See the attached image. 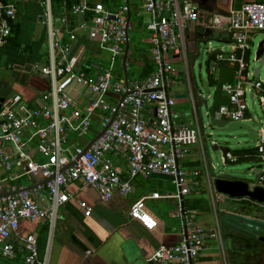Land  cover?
<instances>
[{
  "label": "built area",
  "instance_id": "obj_1",
  "mask_svg": "<svg viewBox=\"0 0 264 264\" xmlns=\"http://www.w3.org/2000/svg\"><path fill=\"white\" fill-rule=\"evenodd\" d=\"M13 1L0 0V48L12 38ZM42 4L48 53L44 63L32 65L31 72L44 78L48 89L39 93L38 107L29 106L19 95L5 97L0 103V189L13 193L0 198V257L13 260L21 253L24 264H47V259L39 258L34 236L18 234L19 224L41 220L53 223L58 208L71 199L66 191L68 185L79 183L93 189L101 201L107 202L114 194L131 195L132 180L136 177H169L175 185V194L154 193L129 208V218L151 231L157 221L146 212V201L163 198L182 202L184 197L197 193L201 172L187 171L179 161L190 148L200 146L201 151L203 148V127L196 103L193 101L195 125H178L173 112L177 101L169 91L175 84L174 78L179 76L173 64L187 65L186 28L199 19L192 0L141 1L140 14L147 18L145 29L150 34L154 72L142 81L127 82L115 74L131 29L127 5L111 12L99 0H78L71 7L72 16L86 13L91 16L88 22L71 29L64 13L53 16L51 0H43ZM217 23L224 27L231 49L213 56L210 77L216 85L221 66L231 68L233 76L230 83L221 86V95L229 98L231 106L216 107L214 116L233 123L254 122V116L248 114L246 98L257 99L262 114L259 126L254 128L256 145L252 157L258 161L259 173L249 184V190H264V84L259 79L254 81L253 69L249 71L252 38L264 33V2L244 3L239 9H231L226 17L218 18ZM80 31L95 42L98 51L107 55L106 65H98L95 76L82 68L87 59L84 46L75 49ZM80 90L84 92L85 103L76 100L77 95L83 94ZM148 107L153 109L151 124L144 117ZM104 129L103 135L91 143ZM117 159L126 163L128 177L123 178L115 168ZM236 159L228 155V160ZM23 178L32 180L31 185L20 183ZM45 180L50 181L43 184ZM208 181L211 188L210 178ZM29 186L35 187L27 190ZM218 195L264 212V202ZM89 214L87 210L85 216ZM12 235L18 237L19 248L8 243ZM217 237V232L199 230L187 219L181 242L161 246L148 262L193 264L207 248L208 240Z\"/></svg>",
  "mask_w": 264,
  "mask_h": 264
},
{
  "label": "crops",
  "instance_id": "obj_2",
  "mask_svg": "<svg viewBox=\"0 0 264 264\" xmlns=\"http://www.w3.org/2000/svg\"><path fill=\"white\" fill-rule=\"evenodd\" d=\"M99 1L111 12H115L122 4H128L131 31H135L136 35L133 41L129 38L126 66H122L121 59L116 65L115 74L124 80H129L130 74H133V77L140 76L145 61H151V45L148 42L149 37L145 35L149 32L145 29L144 16L140 14L142 0ZM251 1L264 2V0H192L199 12V19L187 26L184 40L187 61L184 71L192 105L195 95L189 57L194 54L195 43L198 40H219L224 42L223 45H229L230 51V40L226 36L224 27L217 23V19L226 17L231 9H239L244 3ZM42 2L43 0L11 2L15 9L14 17L10 22L12 39L7 46L0 48V65L4 63L6 72L8 71L5 74L0 73V98L19 95L31 107L40 105L39 93L48 89V82L31 72L32 65L44 63L48 53V32L42 22L44 10ZM62 13L67 16L71 29L88 22L91 16L88 13L83 15V22L80 25L79 15L75 18L71 12L68 14L63 10ZM256 35L262 33L254 36ZM81 45L84 46L86 52L84 53L87 56L82 68L87 74L95 76V72L99 69L98 65H106L107 55L106 61H103V52L98 51L95 42H90L82 31L77 33L75 49ZM177 71L180 76L182 71L179 68ZM184 95L178 91L174 93L177 101L175 107H178L177 110L173 109L176 116L174 121L178 125L194 126L195 122L185 120L183 113L180 112L179 106L187 103L186 95L180 97ZM76 100L85 103L84 92L82 95H77ZM144 117L151 124L153 109L146 108ZM245 152L243 155L245 158L254 159L253 150ZM179 165L187 171L201 172L198 191L194 195L184 197L182 202L163 198L146 201V212L157 221V226L151 231L129 218V208L135 201L154 193L175 194L176 188L172 180L162 175L150 178L136 177L132 180L131 195L122 197L114 194L107 202L101 201L93 189L84 188L79 183L68 185L66 191L71 199L58 208L53 223L47 220L21 222L18 234L32 235L36 238L39 258H46L47 264H155L148 262V258L161 246L171 247L179 244L185 235L188 219L197 229L214 231L218 236L217 239L208 240L207 248L193 264H264V246L257 240H249L237 235L234 237L227 228L223 227L221 221L222 214L226 212L246 214L264 220V212H259L249 205L219 198L213 188H210L208 178L211 175V166L207 162L206 155L203 156L200 146L190 148L185 157L179 161ZM114 166L123 178L128 177V169L123 160H114ZM24 180L27 183H24ZM31 182L32 180L28 178L20 180L24 185H31ZM46 202L45 200L44 203ZM87 210H90L89 216H85ZM234 241L243 242L246 246L234 244ZM8 243L15 248L20 247L18 237L15 235L9 237ZM22 255L16 254L13 260L0 257V264H24Z\"/></svg>",
  "mask_w": 264,
  "mask_h": 264
},
{
  "label": "water",
  "instance_id": "obj_3",
  "mask_svg": "<svg viewBox=\"0 0 264 264\" xmlns=\"http://www.w3.org/2000/svg\"><path fill=\"white\" fill-rule=\"evenodd\" d=\"M80 25L83 22V14H79L78 16ZM211 43H214L216 45H223V41L214 40V39H207V40H198L195 43V51L194 54H192L189 57L190 65L192 67V70L196 64V61L199 58H202L204 56L207 57V61H210V59L216 55L222 53V49L220 48H209V45ZM129 50V39L125 46L124 55L122 57V66H126L127 61V55ZM253 62L255 63L253 73L254 77L258 80L261 75L264 76V35H259L258 44L256 47V50L253 54ZM218 78L216 85H214L213 89V96L210 97V85L207 83V81H203V89L208 94L206 97H204L201 94H197L194 96L195 98L193 101L196 102V105H198V108L202 106H205L207 108L206 113V124L203 123L201 120L200 124L203 127V148L202 153L203 156L205 154V149H207V146L210 147V150L213 152H219L221 154V160L223 162V165L232 166L233 164L240 161V159L237 157L235 161L228 160V155L235 156V152H231L230 149L227 146L220 145L218 142V139L221 140H227L230 135L240 129H243L249 133L250 138H255L254 134V128L259 126L260 117L259 115H255L254 119L255 121L248 125L243 123H233L229 120H217L214 116V111L216 107H230L231 103L229 98L224 97L221 95V86L223 84H228L232 80L233 76V70L231 68L227 67H220L218 69ZM127 82V79H125ZM195 90L197 91V86L195 85ZM164 91L167 92V89L164 88ZM180 97H185L180 96ZM212 98L211 103L209 102V99ZM3 101V98H0V103ZM113 120V119H112ZM111 120V121H112ZM211 131V133L206 136L204 133L207 128ZM100 132L91 143H93L95 140L99 139L104 131ZM89 146H87L84 151L88 149ZM236 157V156H235ZM210 164L211 161L209 160ZM212 165V164H211ZM215 168L212 166L211 168V175H210V182L212 187L214 188L215 192L218 194H222L224 196H228L231 198H243L247 197L255 202L263 203L264 202V190L260 188H255L252 191L249 190V184L251 182H246L244 180L234 178L230 174L221 172L218 175L214 174ZM252 171V169H251ZM254 178L259 173L258 169H254L252 171ZM50 180H45L42 183H47ZM35 186H29L27 190L33 189ZM12 192H7L4 189H0V198L11 196ZM221 221L223 223V227L227 228L231 234L234 235H243L245 237H248L251 240H258L260 242L264 243V220L257 218V217H250L249 215H241L233 212H226L222 214ZM234 244H237L239 246H246L243 242L234 241Z\"/></svg>",
  "mask_w": 264,
  "mask_h": 264
},
{
  "label": "rangeland",
  "instance_id": "obj_4",
  "mask_svg": "<svg viewBox=\"0 0 264 264\" xmlns=\"http://www.w3.org/2000/svg\"><path fill=\"white\" fill-rule=\"evenodd\" d=\"M143 20L146 21V17H143ZM144 30V28H143ZM145 31V30H144ZM263 34V33H262ZM135 31H131V29L128 32V37L130 38L131 41L135 39ZM146 36L149 37V33H145ZM138 39V38H137ZM259 36H254L252 40V45H251V50H250V68L249 71L252 72V68L255 66V63L253 62V54L256 50L257 44H258ZM209 48H220L222 49L223 53L229 52V45H216L214 43H211L209 45ZM103 61H106V54L103 53ZM175 69L177 70L178 68L182 71V74L178 76L177 78H174V81L176 82V85H171L169 88V91L171 94L174 95L175 91L182 92L183 94L186 95L187 103L180 105V112L183 113V117L187 121H193L194 116H193V105L190 97V92H189V87L187 84V79L185 77V71H184V63L178 62L173 64ZM209 66L210 62L207 61V57L204 56L202 58H199L196 61V64L191 71V76H192V86L194 90V95L196 96L197 94H201L204 97H206L208 94L204 91L202 82L203 81H209L210 80V73H209ZM0 70L1 74H5L6 72V65L2 63L0 65ZM1 80V79H0ZM7 80V79H6ZM256 81V78L253 79ZM259 80L264 84V76L261 75ZM181 83L182 85H179ZM195 85L197 86V91L195 90ZM213 85H210V97L213 96ZM212 98L209 99V102L211 103ZM246 105L248 108V114L250 116H255V115H261L262 114V109L260 108L257 99L250 100L249 97L246 98ZM175 110L178 109V107H174ZM206 113H207V108L205 106H202L199 110L198 105H197V115L198 117L201 118L204 124H206L207 119H206ZM199 118V121L201 122ZM253 121L250 122H245V124H252ZM207 128V127H206ZM211 133V131L207 128L205 131V135L208 136ZM91 135L88 136L87 139H89ZM218 142L220 145L227 146L231 152L235 151H250L255 148L256 141L254 138L249 137V133L243 129L237 130L233 132L230 137L227 140H221L218 139ZM205 154H206V159L207 162L210 166V162L212 166L215 168L214 174L218 175L221 172L230 174L234 178H238L241 180H244L246 182H251L254 181V175L251 171L252 168H256L259 164L256 159L253 160H241L238 161L237 163L233 164L232 166H226L223 165V162L221 160V154L219 152H213L210 150V147L207 146V149H205ZM202 160V159H201ZM203 164V160H202ZM211 173V172H210ZM24 183H27L26 180H24ZM227 205L228 202H227ZM226 209L228 208L227 206L225 207ZM246 240V239H245ZM264 248V247H263ZM262 248V249H263ZM258 262V259H257Z\"/></svg>",
  "mask_w": 264,
  "mask_h": 264
},
{
  "label": "trees",
  "instance_id": "obj_5",
  "mask_svg": "<svg viewBox=\"0 0 264 264\" xmlns=\"http://www.w3.org/2000/svg\"><path fill=\"white\" fill-rule=\"evenodd\" d=\"M78 0H51V9L54 17H58L61 14H63V10L66 11L68 14L71 11V7L77 3ZM262 2V1H260ZM128 5V4H127ZM132 15V14H131ZM133 18V17H132ZM134 19V18H133ZM140 20V19H139ZM138 20V21H139ZM12 39V38H11ZM11 39L9 41H11ZM154 72V67L151 61H145L144 67L141 70V75L140 76H134L133 74H130L129 76V81H135L139 79V81L144 80L148 76H150ZM209 85H214L215 80L210 78L208 81ZM246 153L245 151H239L235 152V156L238 157L241 160H250L248 158H245L243 155ZM253 160V159H251Z\"/></svg>",
  "mask_w": 264,
  "mask_h": 264
},
{
  "label": "flooded vegetation",
  "instance_id": "obj_6",
  "mask_svg": "<svg viewBox=\"0 0 264 264\" xmlns=\"http://www.w3.org/2000/svg\"><path fill=\"white\" fill-rule=\"evenodd\" d=\"M237 236H240V237H243V238L249 239L248 237H245V236L240 235V234L237 235ZM249 240H251V239H249ZM257 242L260 243V244H262V246H264V243H263V242H260V241H258V240H257ZM260 244H259V245H260Z\"/></svg>",
  "mask_w": 264,
  "mask_h": 264
}]
</instances>
